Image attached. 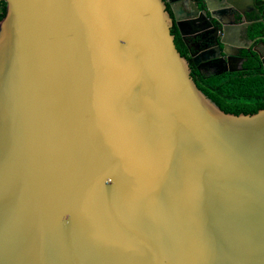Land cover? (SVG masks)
<instances>
[{"label":"water","instance_id":"1","mask_svg":"<svg viewBox=\"0 0 264 264\" xmlns=\"http://www.w3.org/2000/svg\"><path fill=\"white\" fill-rule=\"evenodd\" d=\"M3 1L0 264H264V108L223 112L170 31L224 49L245 8Z\"/></svg>","mask_w":264,"mask_h":264},{"label":"flooded vegetation","instance_id":"2","mask_svg":"<svg viewBox=\"0 0 264 264\" xmlns=\"http://www.w3.org/2000/svg\"><path fill=\"white\" fill-rule=\"evenodd\" d=\"M164 1L170 11L168 0ZM228 1L244 7L247 13L244 19H234L237 28H233V36H226L228 44L224 49L221 47L218 50L214 44H207L206 35L193 34L191 26H182V32L175 23L170 28L178 52L186 59L191 78L203 88H208L206 80L211 77H220L227 81L240 75L245 77L248 72L261 76L264 82V3L254 0L253 7L247 0ZM0 7L2 11L6 10L3 0H0ZM220 16L224 21L233 22L231 12L227 11ZM211 35L216 36V32L212 31ZM222 50L233 56H225ZM232 100L238 107L258 109L264 104V92L260 95L234 97Z\"/></svg>","mask_w":264,"mask_h":264},{"label":"trees","instance_id":"3","mask_svg":"<svg viewBox=\"0 0 264 264\" xmlns=\"http://www.w3.org/2000/svg\"><path fill=\"white\" fill-rule=\"evenodd\" d=\"M5 10L0 14V20L4 17ZM176 42V41H175ZM197 88L212 102H214L223 112L229 114H254L260 109L264 108L262 104L258 109L256 108H241L236 106V102L232 99L240 96L260 95L264 92L263 78L259 75L254 76L248 72L245 77L243 75L237 78H229L225 81L220 77H211L206 80L208 88H203L196 83Z\"/></svg>","mask_w":264,"mask_h":264}]
</instances>
